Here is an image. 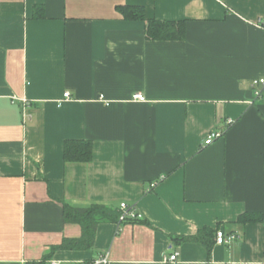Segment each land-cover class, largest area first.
<instances>
[{
  "label": "crops",
  "instance_id": "obj_1",
  "mask_svg": "<svg viewBox=\"0 0 264 264\" xmlns=\"http://www.w3.org/2000/svg\"><path fill=\"white\" fill-rule=\"evenodd\" d=\"M125 4L185 21L184 37L148 39ZM260 22L264 0H0V264H264V221H238L264 217ZM72 139L92 142L90 162L65 161ZM64 202L143 217L65 249L82 228Z\"/></svg>",
  "mask_w": 264,
  "mask_h": 264
},
{
  "label": "trees",
  "instance_id": "obj_2",
  "mask_svg": "<svg viewBox=\"0 0 264 264\" xmlns=\"http://www.w3.org/2000/svg\"><path fill=\"white\" fill-rule=\"evenodd\" d=\"M117 10L126 20H144L147 22L146 35L153 40H177L185 35V21H164L147 18L145 8L140 5H120ZM35 17H44L42 6H35ZM64 157L66 162H90L93 157L92 142L88 140H67L65 142ZM120 208L102 203H92L87 207H79L64 202V217L67 223H77L82 228V235L76 239H65L61 247L65 249L89 250L94 246L96 230L99 224L118 222ZM241 223L264 221V217L254 212H247L239 216ZM211 229L201 231L195 237H184L183 240H201L202 235ZM37 264V263H33Z\"/></svg>",
  "mask_w": 264,
  "mask_h": 264
},
{
  "label": "built area",
  "instance_id": "obj_3",
  "mask_svg": "<svg viewBox=\"0 0 264 264\" xmlns=\"http://www.w3.org/2000/svg\"><path fill=\"white\" fill-rule=\"evenodd\" d=\"M263 24V22H260ZM252 88L254 91V96L255 98H259L262 97L264 94V76L259 77V78H255L252 81ZM70 97V93L66 92L64 94V98H69ZM134 99L135 100H139V101H144L145 100V96L142 93H137L134 95ZM252 103V102H251ZM229 125L232 123V120L228 121ZM225 133V130H215L213 131L208 138L205 141V144H211L214 140L221 138ZM152 187L155 186V184L151 185ZM120 218H119V222L123 223L126 222L128 220H135V219H141L143 217V215L141 213H139L134 206H130L128 203L126 202H122L120 204ZM234 238V235H227L226 232L224 230H218L216 232V239L217 242L219 244H223V243H228L230 242L232 239ZM165 263L167 264H180L179 261V253L178 252H171L170 254H168L167 256H165L164 258ZM97 263H105V264H110V261L106 258H99L96 260ZM50 264H59L58 260H52L50 262Z\"/></svg>",
  "mask_w": 264,
  "mask_h": 264
}]
</instances>
